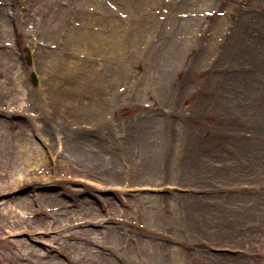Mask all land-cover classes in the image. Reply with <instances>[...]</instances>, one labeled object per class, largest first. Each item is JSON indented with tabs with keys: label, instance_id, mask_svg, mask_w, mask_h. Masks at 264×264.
Wrapping results in <instances>:
<instances>
[{
	"label": "rangeland",
	"instance_id": "rangeland-1",
	"mask_svg": "<svg viewBox=\"0 0 264 264\" xmlns=\"http://www.w3.org/2000/svg\"><path fill=\"white\" fill-rule=\"evenodd\" d=\"M19 1L27 9L24 19ZM86 1L0 0V187L18 182L7 196L0 190V202L11 196L30 202L26 212L18 200L13 212L0 215V258L13 264L17 241L26 237L20 251L29 255L30 242L58 248L61 241L49 238L61 228L80 247V230L105 233L110 226L123 244L116 246L117 264H264V211L253 216L245 210L257 198L264 202V106L255 121L254 111L245 117L234 108L231 114L228 104L217 102L228 92L225 85L247 96L256 92L262 75L253 59H264V0H94L121 22L116 29L135 50L120 55L118 64L96 59L103 71L82 85L91 83L107 107L66 122L69 115L52 99L50 77L69 57L89 55L93 24ZM21 107L22 113L11 110ZM46 120L50 131L43 128ZM69 125L89 133L85 149L101 160L102 174L80 165V152L63 153ZM24 137L27 149L35 143L31 153L42 150L38 166L20 151ZM195 145L204 155L191 154ZM7 155L14 161L6 162ZM223 169H230L228 177ZM44 192L57 197L47 200ZM90 207L101 215L86 217ZM30 216H44L49 224L33 234ZM15 217L28 229L20 236L11 233L20 227ZM45 229L49 235H42ZM39 234L46 244L31 240ZM100 236L92 246L101 244ZM54 250L48 258L17 263L106 264L90 253L66 249L68 258Z\"/></svg>",
	"mask_w": 264,
	"mask_h": 264
},
{
	"label": "bare ground",
	"instance_id": "bare-ground-1",
	"mask_svg": "<svg viewBox=\"0 0 264 264\" xmlns=\"http://www.w3.org/2000/svg\"><path fill=\"white\" fill-rule=\"evenodd\" d=\"M86 5V16L89 20V24H93V28L90 29L89 31V35H88V39H89V46L87 49V54H89L85 59L79 57L76 59H73V57H69L68 59V64L64 65V67L60 68L59 73H53L51 74V79H50V85L52 86V99H56L58 102V109L62 108L63 110H59V111H63L64 113L68 114L69 116H66L64 118V121L67 122L68 117H83L85 115H88L89 117L91 116V114L97 113L99 110L101 111L102 109H106L107 107V100L101 98L97 93H94V91L92 90L93 86L91 85V83L88 84V86H83L82 85V81L83 80H93L96 77H98L100 75V72L103 71H99L98 68L95 63L96 59L99 60V57L104 60L103 64H108L107 62L109 61V59L112 60V63H119L120 61V55H123L126 51L128 50H135L132 49L131 47L128 48V44L126 42V40L124 39L122 33L120 31H117V27H119L121 24V22H116L114 21L110 16H107V6L106 5H97L94 0H88L85 3ZM95 7H100L99 10H97ZM27 10V9H26ZM264 20V15H262L259 18V22ZM246 23V21H244L243 23H241V26H244ZM120 29V27H119ZM74 29H72L73 31ZM80 30V29H79ZM77 31V30H76ZM80 33H85V32H81ZM122 35V36H121ZM123 37V38H122ZM83 43V42H82ZM98 52L97 56L96 53ZM82 53H86V52H82ZM226 55L228 53V49L225 52ZM256 64L259 67L260 70V74L262 76H259L257 79V83H256V92L255 94H249L250 96L253 97V99L248 100L250 96L244 95L242 93H240L239 90H237V88H229L227 85H225L226 87V91L228 92H224L223 94H220L219 97V101L218 104H220V106L223 108L224 104H228V106H225L227 109H229L227 112L233 114V110L234 108L238 109V113L239 115L243 113V115L245 117H247L249 115L248 112H253V114L250 116V120H255V114H258L259 116H261V114L259 113V109H262V107L264 106V59L259 60L257 59V57L255 56V58L253 59ZM259 60V61H257ZM102 64V63H101ZM38 68V65H37ZM63 70H67L68 73H72L68 74L67 72L63 71ZM251 76L254 75V73L250 74ZM81 79V80H79ZM62 80H66V82L68 83V85H65L64 88L62 89L63 86H61L60 82ZM44 81V79H43ZM91 82V81H90ZM43 85V84H42ZM91 88L90 92H88V90ZM49 92L51 93V90L48 88ZM44 92V90H43ZM60 96V97H59ZM247 96V97H246ZM248 98V99H247ZM49 99H51L50 95H49ZM227 101V103H225L224 101ZM24 100H22L23 102ZM21 102V103H22ZM27 103H23V106H25ZM229 104H231L232 106H230ZM24 107H21L20 109H11L14 113H22ZM99 108V109H98ZM93 112V113H92ZM264 115V113H263ZM257 117V116H256ZM53 119V115L52 118ZM89 119V118H88ZM256 121V120H255ZM253 123V122H252ZM256 122H254L253 124H255ZM72 124V123H71ZM73 125V124H72ZM264 125V120H263V124ZM43 128L46 131H50L51 128L49 127L48 124V120L44 121L43 123ZM131 128H133V126L131 124H129V131H131ZM98 131H101L103 134V128H100ZM94 132V131H93ZM107 132V131H106ZM93 136V134H92ZM264 135H261V137L264 139L263 137ZM66 141H63L64 143V149H63V153L65 151H68V153L70 154H75L76 152H80V158L78 159V161L80 162V165L85 166L87 169H90L92 171H96L100 174L102 169H97V164L96 163H100L101 160L97 159L95 161V158L92 154H90L88 152V149H85V146L87 144V142L89 140H91V137H89V133L86 132L85 129L83 128H74L71 127L70 125L66 128ZM25 139L29 140V137H24L22 143L20 144V151L23 152L24 156L26 154V152L29 154V159L30 161H34V163L38 166L40 164V161L44 160V158L42 157V150H40V148L35 149L34 153L30 152V149L33 148L32 146L35 145L34 142H31V144L29 145V149L26 148V146L24 145L25 143ZM198 142H196L197 144ZM245 143V142H244ZM223 144V143H222ZM243 144V143H242ZM247 144V143H246ZM69 146V147H67ZM203 146V145H202ZM243 146L246 147L245 144H243ZM249 146V145H248ZM191 154H197L198 155H204V148L201 147L200 145H195V146H191ZM260 147V146H258ZM261 148V147H260ZM190 149V147H189ZM207 149V148H206ZM29 150V151H28ZM90 151V150H89ZM206 151V150H205ZM190 152V150H189ZM62 153V155H63ZM5 158H7L6 162H13L14 161V156L12 155H7ZM201 158H197V162L199 164H201ZM86 163H88V167L86 166ZM43 166V165H41ZM110 169H106L104 171V175H106L107 177H110ZM224 173H223V177L224 175L226 177H228L230 175V169H223ZM12 178L7 179L5 182H10ZM18 182H10L7 185H3L0 187V190L3 192V196H7L9 194H11V192L7 191L8 188L13 187V186H18L17 184ZM111 183V182H108ZM106 186V185H105ZM107 190V189H105ZM264 191V190H263ZM235 192H238L237 190ZM256 192V196H258V192H262L260 190L255 191ZM254 192V193H255ZM192 195H187L186 198H190ZM57 196L55 193H51V192H44V197L47 200H52L55 199ZM202 197V196H200ZM21 198H14V197H8L6 198L4 201L2 200V202H0V215L3 216V214H10L11 212H13L11 210V207L13 206H17V202L19 200L20 203L23 204L22 209L24 208V211H21V213L26 212L25 210L27 209V206L29 205V200L27 198H23L22 200H20ZM164 199V198H161ZM160 199V200H161ZM199 199V198H196ZM259 202H257V201ZM201 205H204L202 201H198ZM254 205L253 207H246L245 210H253V216L256 215L257 216V212H262L264 211V202L261 200L260 198H257L254 200ZM10 203V204H9ZM18 203V204H20ZM35 203V201H34ZM208 204V203H206ZM199 204L197 203V206ZM253 205V204H252ZM196 206V207H197ZM89 209V208H88ZM29 211L32 213L33 212V207L30 208L29 206ZM84 215L86 217H97L100 216L101 213L100 211H98L96 208L90 207L89 210H86ZM18 217V216H17ZM15 217L14 219H12L11 221L14 222L15 225H19L17 228L18 229H13L14 232L13 233L14 236L18 235L20 236L21 234L25 233L28 229L27 226H21V221L19 222V219ZM22 218V215H21ZM20 218V220H21ZM190 218V217H189ZM187 218V219H189ZM192 220V223H195L194 225L197 224V221H194L193 218L189 219ZM49 224L48 220H46L43 217H31L29 218V227H34L35 229L33 230L34 233H41L42 231H39V228H43V226L45 224ZM244 223V221H243ZM187 225V222H186ZM60 231H55L56 234L55 235H51L49 238V242L52 240H60L61 242L58 241V248H56L54 246V243L52 244L50 242V246L48 247L49 250L44 249V247L42 246V244H38L40 247H37L36 245L32 244V242L29 243V251L28 254H23L22 251H20V249L25 248V245L27 243V241L29 242V238L26 237L25 239L22 240H16L14 239V241L18 243V245L20 246V249L18 253H14V263L19 264L17 262H27V261H31V260H35V259H43V258H48L50 256L52 252V249L54 250V254L62 255V256H66L69 258V253L66 252V249H74V251H82L84 253V255H89L88 253H90L92 256H94L95 258H98L99 260H101L102 262H106V264H117V254L115 253L116 251V246H120L122 247L123 244L118 243L117 240H119V231L115 228V227H106L105 230H107L105 233L101 230V229H93V228H89V229H83L80 230L78 232V237L81 238V242L79 244L80 247H77L76 245L78 243L76 242H72L70 241L71 237L69 236L68 233H70V231H68L67 233H63L62 230L63 228L59 229ZM29 231H31L29 229ZM44 234L42 235H49V230L45 229L43 231ZM100 234L101 238L103 237V239H101L99 242L101 243L100 245L97 246H92V243L94 241V236ZM30 235V234H29ZM42 235H38L36 237V239L32 238V241H38V243H44L46 244L47 238L45 239L44 236ZM93 235V237H92ZM246 236V235H245ZM41 237H43V239H41ZM109 238V239H106ZM69 241L70 243L66 242ZM48 242V243H49ZM97 243V242H95ZM53 245V246H52ZM55 247V248H54ZM118 249V247H117ZM31 259H29V257ZM223 258H228V256H223ZM109 262V263H108ZM13 263V264H14ZM0 264H7L6 261H4L3 259L0 258Z\"/></svg>",
	"mask_w": 264,
	"mask_h": 264
}]
</instances>
